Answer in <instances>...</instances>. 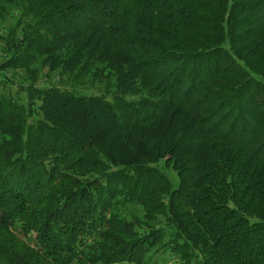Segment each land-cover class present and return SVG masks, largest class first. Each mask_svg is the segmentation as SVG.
I'll list each match as a JSON object with an SVG mask.
<instances>
[{"label":"trees","instance_id":"trees-1","mask_svg":"<svg viewBox=\"0 0 264 264\" xmlns=\"http://www.w3.org/2000/svg\"><path fill=\"white\" fill-rule=\"evenodd\" d=\"M0 46V264H264V0H0Z\"/></svg>","mask_w":264,"mask_h":264},{"label":"rangeland","instance_id":"rangeland-1","mask_svg":"<svg viewBox=\"0 0 264 264\" xmlns=\"http://www.w3.org/2000/svg\"><path fill=\"white\" fill-rule=\"evenodd\" d=\"M1 47V46H0ZM0 54H1V48H0ZM4 59L1 57L0 55V63H1V60ZM10 75V74H8ZM4 75L2 74L1 75V78L3 77ZM45 77H46V74L44 73L42 75V82L40 83V86L41 87H45L48 85V83L45 81ZM56 80V77L54 75H50L49 77V82H54ZM0 96H3V95H6V97H9V96H16L18 93H19V87H16L14 88L13 90H5L2 83L0 82ZM17 97V96H16ZM19 97V96H18ZM20 97L24 98L25 99V94L24 93H21L20 92ZM169 176L175 181L177 182L176 180V177H175V174L172 173V172H168ZM156 264H180V262H178L176 259L172 258V257H169V256H166L164 259H161L160 257L156 258Z\"/></svg>","mask_w":264,"mask_h":264}]
</instances>
